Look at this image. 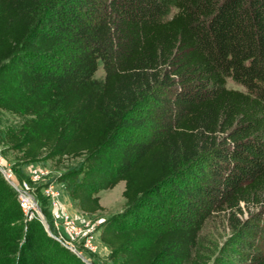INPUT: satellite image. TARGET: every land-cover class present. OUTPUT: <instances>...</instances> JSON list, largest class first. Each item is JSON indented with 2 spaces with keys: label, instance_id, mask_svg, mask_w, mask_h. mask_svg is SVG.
<instances>
[{
  "label": "trees",
  "instance_id": "trees-1",
  "mask_svg": "<svg viewBox=\"0 0 264 264\" xmlns=\"http://www.w3.org/2000/svg\"><path fill=\"white\" fill-rule=\"evenodd\" d=\"M145 100L159 106L150 136L118 147V127L145 124L131 115ZM0 108L28 116L0 130L24 164L85 155L93 172L62 176L83 212L124 180V208L100 224L109 259L189 264L223 210L233 235L218 264H264V0H0ZM0 264H87L1 171Z\"/></svg>",
  "mask_w": 264,
  "mask_h": 264
},
{
  "label": "rangeland",
  "instance_id": "rangeland-1",
  "mask_svg": "<svg viewBox=\"0 0 264 264\" xmlns=\"http://www.w3.org/2000/svg\"><path fill=\"white\" fill-rule=\"evenodd\" d=\"M50 63V62H49ZM94 77L103 80L104 69L102 62L99 61L98 68L94 73ZM227 85L230 87L243 88L240 84L227 79ZM159 107L154 104L153 100H145L131 112L136 116L142 114L146 117L145 124H130L118 127L116 129V142L118 147L132 142L146 140L152 131L153 123L147 118L154 114L155 109ZM28 116L17 114L10 110L0 108V130L19 129ZM118 151V150H117ZM116 150L112 151L109 157L103 160V166L114 168L117 164ZM0 155L1 164L11 169L9 178L22 182L25 180L31 187L32 194L37 199L45 197V204L50 209L52 224L55 234L50 229V220L43 214L42 208L34 210L31 216H38L41 222L51 230L56 239L61 241L65 246L72 249L75 253L79 252L88 260L91 258L95 264H118L108 258L110 248L104 244L100 237V224L102 220L115 212H119L124 208L125 199L122 195L124 181H118L113 187L98 191L100 203L103 209L93 213L83 212L76 200L70 198L69 192L65 187V181L62 176L68 166L83 162L85 155L77 158H64L57 161L53 158H44L24 164L20 159V151L15 150L7 143L0 139ZM84 173L93 172V168L89 170L86 163L83 165ZM88 170V171H87ZM48 182L52 184L53 190L57 192L55 195L45 194L42 187ZM166 190H164L165 193ZM166 194V193H165ZM38 200V199H37ZM43 213V212H42ZM241 218L247 217L248 212L244 207V212L239 214ZM29 217V216H28ZM49 234V233H48ZM233 229L229 223L228 215L225 211H214L204 222L195 245L192 248V258L189 264H218L224 250L230 248ZM54 237V236H53Z\"/></svg>",
  "mask_w": 264,
  "mask_h": 264
},
{
  "label": "built area",
  "instance_id": "built-area-1",
  "mask_svg": "<svg viewBox=\"0 0 264 264\" xmlns=\"http://www.w3.org/2000/svg\"><path fill=\"white\" fill-rule=\"evenodd\" d=\"M0 158H1V155H0ZM0 171L3 174V176L7 179V181L17 191L19 203L23 211L25 212V214L29 216V218L32 217L31 213H33L34 210L37 211V207L39 206V204H38V200L32 194V190L28 182L23 180L22 182L19 183V181L17 182L14 179L9 178L11 174L10 173L11 169L8 168L7 166H3L1 164V160H0ZM46 184L47 185L45 186L43 185L42 187L44 193L49 194V195H55L57 192L53 190L52 184L51 183L48 184V182Z\"/></svg>",
  "mask_w": 264,
  "mask_h": 264
},
{
  "label": "water",
  "instance_id": "water-1",
  "mask_svg": "<svg viewBox=\"0 0 264 264\" xmlns=\"http://www.w3.org/2000/svg\"><path fill=\"white\" fill-rule=\"evenodd\" d=\"M40 210V206L37 207V211ZM43 215V213L41 212V214L39 213V216L41 217ZM46 230L47 232L54 236L56 238V236L51 232V230L46 226ZM76 254H78L87 264H92L90 260H88L85 256H83L82 254H80L79 252H76Z\"/></svg>",
  "mask_w": 264,
  "mask_h": 264
},
{
  "label": "crops",
  "instance_id": "crops-1",
  "mask_svg": "<svg viewBox=\"0 0 264 264\" xmlns=\"http://www.w3.org/2000/svg\"><path fill=\"white\" fill-rule=\"evenodd\" d=\"M124 181V180H123ZM123 188H124V186H123Z\"/></svg>",
  "mask_w": 264,
  "mask_h": 264
}]
</instances>
